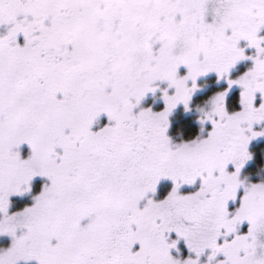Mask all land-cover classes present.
Returning a JSON list of instances; mask_svg holds the SVG:
<instances>
[{
    "label": "snow or ice",
    "instance_id": "1",
    "mask_svg": "<svg viewBox=\"0 0 264 264\" xmlns=\"http://www.w3.org/2000/svg\"><path fill=\"white\" fill-rule=\"evenodd\" d=\"M260 140L264 0H0V264H264Z\"/></svg>",
    "mask_w": 264,
    "mask_h": 264
},
{
    "label": "trees",
    "instance_id": "2",
    "mask_svg": "<svg viewBox=\"0 0 264 264\" xmlns=\"http://www.w3.org/2000/svg\"><path fill=\"white\" fill-rule=\"evenodd\" d=\"M252 150L255 153V159L250 163L248 171L253 174V179H258L256 173L264 166V140L253 143ZM261 174L264 175V173ZM17 206H19V203Z\"/></svg>",
    "mask_w": 264,
    "mask_h": 264
},
{
    "label": "rangeland",
    "instance_id": "3",
    "mask_svg": "<svg viewBox=\"0 0 264 264\" xmlns=\"http://www.w3.org/2000/svg\"><path fill=\"white\" fill-rule=\"evenodd\" d=\"M262 141V140H261ZM257 142V141H256ZM255 143V142H254ZM37 190H38V186H37ZM19 203V202H18Z\"/></svg>",
    "mask_w": 264,
    "mask_h": 264
}]
</instances>
